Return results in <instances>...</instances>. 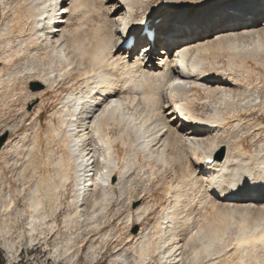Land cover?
<instances>
[{"label": "bare ground", "instance_id": "6f19581e", "mask_svg": "<svg viewBox=\"0 0 264 264\" xmlns=\"http://www.w3.org/2000/svg\"><path fill=\"white\" fill-rule=\"evenodd\" d=\"M155 1L0 0V83L24 60L43 85L21 91L22 106L40 102L20 111L35 133L24 131L15 146L29 138V154L41 151V141L61 147L42 160L52 169L42 168L15 215L28 214L34 231L58 211L73 179L75 219L85 202L92 219L107 212L119 192L130 227L137 178L150 186L143 189L148 200L134 209L136 224L159 204V184L166 200L149 229L121 239L111 264H264V120L252 117L264 115V105L245 97L253 65L264 66V0H159L151 9ZM162 18L183 23L162 33ZM146 20L155 39L140 56L150 45L142 35ZM64 84L69 93L43 119L46 100ZM202 102L213 110L200 114Z\"/></svg>", "mask_w": 264, "mask_h": 264}, {"label": "rangeland", "instance_id": "374dc122", "mask_svg": "<svg viewBox=\"0 0 264 264\" xmlns=\"http://www.w3.org/2000/svg\"><path fill=\"white\" fill-rule=\"evenodd\" d=\"M158 3L159 0L152 2L149 7L151 9H154V7H157ZM193 9L194 8H192V10ZM262 18L264 19V15ZM23 62L24 60L20 61V64L18 63V65L14 67L15 70L18 69L17 71L14 70V75H12L11 77L5 76V80L1 81L0 83V141L4 136H6L4 144L0 147V249L3 251L5 264H111V260L113 259L115 254L119 252L117 250L121 248V239L124 240V243H127L131 239H129V237H131L133 234H137L140 231L145 230V228L146 230L149 229L156 222L158 218L157 211H159L160 209V204L164 203L166 200V192L162 190L161 184L157 186L158 188L156 187L157 193L155 194V197L159 199V204L148 216V218L142 222V224H136V212L134 209L139 204L148 200V195L145 194V191L143 189H145L146 186H150V184L149 186L147 183L143 184L141 181H139V179L136 178V180H134V184L138 185V194L136 196V200L131 205L134 215V224H131L130 227H128V217L126 214L127 207H121L119 192H117V194L113 198V201L108 207L107 212H99L98 210L97 216L92 219V217L88 215L91 212L92 207L89 205V203L85 202L84 205L81 206L84 216H82L80 219H75V206L72 204V200L74 198V189L76 188V185L75 181L71 179L69 180L70 182L67 183V186L65 187L66 189L63 190L64 194L60 198V206H58L57 209L58 211H55V213L51 217H48L46 219V223H43L42 226L39 225L34 231H31L32 228L29 224L28 214L24 218L23 216L26 215L25 212L20 211L21 213H23L22 217H18V214H15L16 212L18 213V208H22L26 203L28 192L29 190L34 189V184L36 183L39 175L42 173V168L43 170H47L48 168L49 170L52 169L48 166H45L46 168L44 169V164H41L43 163L42 160L47 157L46 155L49 152L52 153V156L60 152L61 147H59L60 144L57 145V143L47 144L46 142L41 141L38 142V147L41 146V148L39 147L41 151L36 150L39 153L35 151L34 154L32 153V155L28 153L27 149L28 144L31 143L29 138H27L28 140L26 139L28 142H26V140L23 143L21 142V144H23L22 146L20 144L18 145V147L15 146V144L19 142L24 131H27L29 135H32L33 132L35 133L31 121H20V114L24 110L32 112V110H34L33 108L37 106L36 104L40 102V97H36L35 99H27V103L23 105L25 107L22 106L23 97L27 92L32 91L31 93H34L40 91V89H42L43 87V85L38 88L33 86L34 83H41L34 79L35 77L31 75L32 73H30V71L24 67L25 65L27 66V64ZM257 66L258 65L255 64L253 65V72L255 74L251 72L252 75H250L246 79L248 82H250V90L248 93L250 95L247 97L246 95L248 94L245 93V97L246 100H253L256 104L258 103L264 105V66ZM19 76L20 78L24 77L25 79L23 78L24 80H22L19 78ZM8 77L10 80L8 79ZM27 77H29V79H31L32 77V79L29 80ZM12 80L13 82H11ZM22 86L23 88H21ZM70 86V84H64L61 91H58L53 101L46 100V103H49V107L45 112L43 119L48 118L52 111H54L58 106L61 105L64 97L70 91ZM21 91L23 93L25 91L24 95H22ZM14 95L18 97H14ZM15 98L16 100L18 99L19 102L14 103V101H16L14 100ZM255 98L258 101L255 100ZM11 99L12 101H10ZM20 106H22V109L20 108ZM198 109L200 114H202L203 112L206 113L213 110V105L203 102L198 103ZM21 110L23 111L20 112ZM261 116V119L264 120V115L261 111L255 112L252 115V117L255 118ZM251 141L252 140L249 137L248 142L245 143V145L250 150L254 149L255 147L253 145V142ZM24 144L26 145L24 146ZM216 152L221 153L220 150H217ZM40 156L43 158H40ZM34 164L35 166H37L36 169H34ZM37 169L38 171H40H37L36 173ZM13 197H16L17 199ZM13 199L15 200V203L12 208L10 207L6 209L5 205L11 203ZM46 202H48V199L46 200ZM15 204H17L18 206H16ZM15 206L17 208H15ZM14 208L17 210H15ZM97 208L99 209V207ZM48 224L50 225L48 226ZM126 235H128L127 238L125 237ZM104 239L105 241H103ZM132 240L135 239L132 238ZM105 242H107V245ZM90 245L92 247L94 246V248H91ZM152 264L159 263L153 262Z\"/></svg>", "mask_w": 264, "mask_h": 264}, {"label": "snow or ice", "instance_id": "6c2138e0", "mask_svg": "<svg viewBox=\"0 0 264 264\" xmlns=\"http://www.w3.org/2000/svg\"><path fill=\"white\" fill-rule=\"evenodd\" d=\"M181 23H183V21L175 18H162L160 21L161 32H166Z\"/></svg>", "mask_w": 264, "mask_h": 264}, {"label": "water", "instance_id": "95a60500", "mask_svg": "<svg viewBox=\"0 0 264 264\" xmlns=\"http://www.w3.org/2000/svg\"><path fill=\"white\" fill-rule=\"evenodd\" d=\"M33 86L36 87V88H38V87H41L42 84L34 83ZM5 139H6V136H4V137L1 139V141H0V147L4 144ZM223 154H224V150L221 151L220 156L222 157Z\"/></svg>", "mask_w": 264, "mask_h": 264}, {"label": "trees", "instance_id": "16d2710c", "mask_svg": "<svg viewBox=\"0 0 264 264\" xmlns=\"http://www.w3.org/2000/svg\"><path fill=\"white\" fill-rule=\"evenodd\" d=\"M0 264H5L3 251L0 249ZM17 264H23V263H17Z\"/></svg>", "mask_w": 264, "mask_h": 264}]
</instances>
